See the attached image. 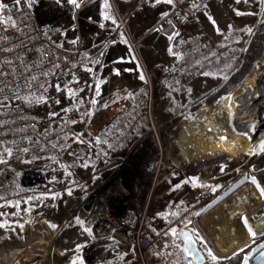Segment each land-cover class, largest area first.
Here are the masks:
<instances>
[{"label": "rangeland", "instance_id": "obj_1", "mask_svg": "<svg viewBox=\"0 0 264 264\" xmlns=\"http://www.w3.org/2000/svg\"><path fill=\"white\" fill-rule=\"evenodd\" d=\"M242 1H199L192 7L196 10L192 18L162 21L172 11V3L167 1L157 21H162L159 28L142 37L141 19L129 12L128 4L110 30H105L87 23L88 9L75 17L70 0H0L5 7L29 8L40 26L57 27L62 36L74 33L76 26L84 39L86 32L92 36L88 61L98 78L96 91L85 94L84 69L82 87L72 97L46 99L36 106L40 114L49 111L55 118L53 123L77 107L87 106L92 114L119 94H130L142 86L148 88L149 98L137 107L148 120L142 134L133 137L129 149L103 158L99 168L105 170L89 184L81 183L90 163V159L85 160V114L74 123V131L83 139L71 136L66 143L72 147L67 164L54 160L27 164L10 179L0 168V264H143L132 251L95 245L96 238L87 224L94 200L89 194L102 190L110 202L127 201L129 209L140 211L148 196L146 173L140 168L160 147L166 171L148 205L154 241L147 250L146 264H193L182 253L178 236L182 225L194 228L206 264L248 262L256 234L261 232L259 218L264 214V1L252 0L250 12L242 10ZM232 2L240 14H227ZM3 26L0 18V28ZM140 36L133 48L131 41L137 42ZM196 38L213 42L217 52L232 51L234 57L225 75L202 71L182 83L179 63L184 59L179 45ZM250 49L261 56L254 70L235 90L210 101L243 68ZM109 53L112 60L108 62ZM227 115L231 126L241 124L243 132L259 124L256 136L246 143L237 142L240 135L230 137L235 142L232 150L243 152L239 155L201 152L196 157L198 142L204 147L206 138L213 141L216 132L221 137L227 134L220 126ZM197 125L191 137L188 129Z\"/></svg>", "mask_w": 264, "mask_h": 264}, {"label": "built area", "instance_id": "obj_2", "mask_svg": "<svg viewBox=\"0 0 264 264\" xmlns=\"http://www.w3.org/2000/svg\"><path fill=\"white\" fill-rule=\"evenodd\" d=\"M97 0H77L75 17L91 7ZM116 10L117 4L126 0H108ZM158 0H150L151 4ZM209 0H171L172 11L163 19L186 21L193 17L196 2ZM0 18V168L6 170L7 179L14 172L31 163L57 161L67 164L72 147L68 138L82 140L74 131V123L85 114V160H89L85 179L89 184L104 168L99 162L108 156L104 145L99 153L91 155L88 142L106 134L120 113V105L98 108L89 114L88 107H77L72 113L59 118L56 123L48 111L38 113L37 105L43 100H55L69 95L82 87L81 74L85 69V89L93 84L87 72L88 41L76 26L75 32L65 36L54 26H40L34 14L26 7H1ZM230 41V40H229ZM180 54L191 60L179 63L181 82L188 83L202 74L201 59L206 58L209 68H216L226 58L234 57L232 51L217 52L216 45L205 39L183 40ZM86 105V104H85ZM148 182L145 205L140 211L128 208L127 201H109L102 193L91 192L93 206L87 224L96 238L95 245L119 252L132 251L146 264L147 250L153 245L149 202L159 177L166 171L163 149L142 164ZM165 262L164 256L160 258ZM245 264H250L248 261Z\"/></svg>", "mask_w": 264, "mask_h": 264}, {"label": "crops", "instance_id": "obj_3", "mask_svg": "<svg viewBox=\"0 0 264 264\" xmlns=\"http://www.w3.org/2000/svg\"><path fill=\"white\" fill-rule=\"evenodd\" d=\"M167 1L169 0H158L156 3L151 4L150 0H126L123 2H120L117 4L116 10L109 4L108 0H97L91 8L86 11V18L88 19L90 25H92L93 28L101 27L105 30H110L111 26L113 25V22H116L117 17H120V11L122 12V9L126 8L128 5H130L129 12H135L137 16L141 19V29L143 30L142 37H146L149 34H152L156 29L159 28V24H161L160 21L159 24H157V21L159 17L164 13V10L167 7ZM252 0H243L242 1V10H245L246 12H250V3ZM264 1V0H263ZM172 3V2H171ZM128 4V5H127ZM195 4V3H194ZM193 4V6H194ZM109 6V7H107ZM192 6V7H193ZM149 8V9H147ZM123 9V10H124ZM240 9H235L234 3L232 2L227 7V14L231 16H235L239 13ZM196 12V11H195ZM88 25V26H90ZM86 39L88 41L89 47L92 43V36L89 33H85ZM235 36V35H234ZM158 37V36H157ZM156 38V37H155ZM159 38V37H158ZM106 40V39H105ZM141 40V36L138 38L137 42L131 41V44L133 48H135L136 43H139ZM107 43V40H106ZM109 43V42H108ZM148 45H151L148 44ZM121 49V56L124 57V50L122 47ZM122 57V60L125 58ZM112 60L111 53H109L106 57V61ZM150 70L153 72L152 67L153 64L150 63ZM93 68V65L88 61V66L86 69V72L93 77V84H89L88 87L85 89V94L89 93H95L97 84H98V78L96 75L93 74L91 69ZM148 88L146 86H142L138 88L136 91L131 92L130 94H119L112 103L109 105L103 106L108 107L110 105H120V113L114 121L112 122L111 126L113 124H117L119 128L121 129H128L126 134H123L119 131H116L114 133H111L109 135V131L106 134L99 135L95 138H93L91 141H89L88 146L91 151V155L94 153H99L102 151L104 145L109 149L108 156H113L117 154V151L120 150H127L129 149V146L131 143H133V137H139L142 134V128H143V120H145L142 115L139 113V109L137 108L141 101H144L145 103H148ZM90 104H88L89 106ZM97 107V106H96ZM96 107H93L91 109H94ZM102 108V107H99ZM98 109V108H97ZM96 110V109H95ZM93 110V111H95ZM139 110V111H138ZM89 111V107H88ZM92 111V112H93ZM132 113L131 119L119 120V117L121 115H124L125 113ZM87 126V123L85 122V128ZM110 126V127H111ZM145 126V125H144ZM147 126V125H146ZM126 138V139H125ZM112 145V146H111ZM97 178V176H96ZM196 235V234H195Z\"/></svg>", "mask_w": 264, "mask_h": 264}, {"label": "bare ground", "instance_id": "obj_4", "mask_svg": "<svg viewBox=\"0 0 264 264\" xmlns=\"http://www.w3.org/2000/svg\"><path fill=\"white\" fill-rule=\"evenodd\" d=\"M262 29V28H261ZM263 32V30H262ZM263 35V34H262ZM256 37V36H255ZM259 37H257L255 39V42H254V46L255 44L257 43ZM262 40V39H261ZM257 46V45H256ZM261 50V49H260ZM260 53L255 52L253 49H250V51L248 52V54L246 55V58H245V63H244V66L243 68L238 72L236 73L235 75H233L229 80L228 82L226 83V85L223 87V89L221 91H219V93L217 94H214L211 98H210V101L211 100H215L217 99L219 96H221L222 94H225V93H229V92H232L233 90H235L236 86L238 85V83L241 82L242 79L245 78V76H247L248 73H250L249 71L252 70L254 67H255V62L260 58ZM254 70V69H253ZM241 84V83H240ZM242 104V103H241ZM234 108V107H233ZM232 108V109H233ZM257 116V115H255ZM235 119V117H234ZM231 120V118H228V115L227 117L223 120L222 124L220 125L221 126V129L225 130V132L227 134L224 133L225 135V139H221V135L218 134V132H216L214 134V139L213 141L210 140V138H206V142H207V146H204L202 147V143L200 144V142H198L197 145H199V147L196 149L195 152V155L196 157H199L200 156V153L201 152H205L207 153L209 156H212L214 155V153L216 152H225L226 154H230V153H233L235 155H239L243 152H240V153H236L235 151H233L232 147L234 146V143L235 142H232L230 141V137H234V135H237V137L242 136V138H240V141L237 140L238 143L240 142H244L246 143L248 140H251L252 138H254L257 134V130L259 128V124H253V126L257 125L254 129H253V126L243 132L241 130V124H238L236 128H233L231 126V123H229ZM198 128V125L197 126H193V128H189L188 130L190 131V136L192 137V134L193 132ZM202 128V127H201ZM215 129L217 130V127H215ZM215 130V131H216ZM234 134V135H233ZM189 136V137H190ZM236 137V136H235ZM224 138V137H223ZM198 140V139H197ZM201 145V146H200ZM184 152V151H183ZM186 153H184L185 155ZM221 154V153H220ZM206 156V155H205ZM232 158V156H231ZM235 158V157H233ZM237 159V158H236ZM210 168V167H209ZM209 170V169H208Z\"/></svg>", "mask_w": 264, "mask_h": 264}, {"label": "water", "instance_id": "obj_5", "mask_svg": "<svg viewBox=\"0 0 264 264\" xmlns=\"http://www.w3.org/2000/svg\"><path fill=\"white\" fill-rule=\"evenodd\" d=\"M53 226L56 228V225ZM256 235H258V238L252 244V249L246 261L248 260L250 264H264V230L258 232ZM178 236L182 240V253L186 260L191 261L193 264L207 263L206 255L199 245L193 227L189 225L180 226Z\"/></svg>", "mask_w": 264, "mask_h": 264}, {"label": "trees", "instance_id": "obj_6", "mask_svg": "<svg viewBox=\"0 0 264 264\" xmlns=\"http://www.w3.org/2000/svg\"><path fill=\"white\" fill-rule=\"evenodd\" d=\"M182 57H183V56H182ZM183 59H184V60H187V61L191 64V67H192V63H191V60H190V59L185 58V57H183ZM231 60H232V59H230V58H226V59L223 61L222 64L218 65L216 68L211 69V68H209V66H208L207 59H206V58H202V59H201V63H200V67L202 68V70H203L204 72L216 73V74H218V75L224 73V75H225V72H224V71L227 70V64H228L229 62H231ZM122 118H123V120H125V121H126V119H131V118H132V113H131V112H130V113L127 112V113H125L124 115H121V116L119 117V120H121ZM142 122H143V125L146 126L147 123H148V120L145 119V120H143ZM127 130H128V129H121V128H119L118 125L115 123V124H113V125L110 127V129H109V135H110L111 133L116 132V131H119V132H121V133H123V134H126ZM125 139H126V138H125ZM111 146H112V145H111ZM140 170H141L142 172L144 171L143 168H140Z\"/></svg>", "mask_w": 264, "mask_h": 264}, {"label": "flooded vegetation", "instance_id": "obj_7", "mask_svg": "<svg viewBox=\"0 0 264 264\" xmlns=\"http://www.w3.org/2000/svg\"><path fill=\"white\" fill-rule=\"evenodd\" d=\"M262 219V220H261ZM258 231H262L264 230V214L261 215V217L259 218V225H258ZM248 261V260H247Z\"/></svg>", "mask_w": 264, "mask_h": 264}, {"label": "snow or ice", "instance_id": "obj_8", "mask_svg": "<svg viewBox=\"0 0 264 264\" xmlns=\"http://www.w3.org/2000/svg\"><path fill=\"white\" fill-rule=\"evenodd\" d=\"M17 2H19V0H17ZM71 3H73L74 5H76L77 7H79V4L77 3V0H70ZM169 3H171V0H169ZM0 7H5L4 5H0ZM2 90V89H0ZM221 139H224L223 137ZM79 223H82L81 221L78 220ZM55 227V226H53ZM253 235H255V233H253Z\"/></svg>", "mask_w": 264, "mask_h": 264}]
</instances>
